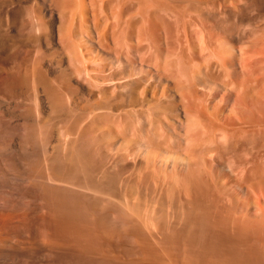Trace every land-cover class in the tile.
<instances>
[{
  "label": "rangeland",
  "instance_id": "obj_1",
  "mask_svg": "<svg viewBox=\"0 0 264 264\" xmlns=\"http://www.w3.org/2000/svg\"><path fill=\"white\" fill-rule=\"evenodd\" d=\"M100 1L101 0H94L92 1V3H90L91 0H0V264H255L256 261V264H264L263 179L261 180V183L258 182V184H256L257 181L255 180L257 179L253 178L252 181L254 182L251 181L252 183H250L252 184V186L250 184L248 186L246 185V183L242 184L244 181L242 182L240 178L237 177V179L233 174H231L230 176L228 175L229 169L227 168V166L222 165L221 161L219 162L220 158L216 157V159L215 157H213V159H209L212 156H207L208 160L206 158V160H204V163L206 162L207 164L209 160L211 163L214 162L213 165L210 162L208 163V165H211V168L209 170H212L211 172L214 173L211 174L215 177L214 180H216L215 182H217V184L208 191H201L202 193L191 191L188 194L185 193L183 189H180V192H178V194L175 196V199H173V197H170L172 198L171 200H173L171 202L168 198L169 196H167L166 193H161L160 197L158 195L160 194L159 192H154L155 194L152 192L147 193L144 188H139V185L136 182L135 178L129 179V176L131 175V169L132 173H136L138 171L136 169H140L146 164H150L149 166H152L153 161H155V166L161 168V170L166 169L167 171H169V173L173 174H175L176 172H180L186 163L184 157L185 152L179 153V149H177L176 152L174 151L175 148H172L174 149L173 151H170V149H168V152H163L160 149H155L154 151L148 153V148H146L145 146H139V148L138 146H133L134 141L131 139L126 138L124 140L126 142H124L122 140L124 139V137L121 136L122 134H117L116 131L118 130L114 128V123L113 125L111 123L107 125V121L104 120L107 119L106 110L109 109V107L112 105L109 104V107H107L109 102L112 101L111 103H113L114 107L115 105H119V108H122L121 104L123 103H121V101L118 102V100H116V98L113 96L112 100V98L110 97L111 94H109L110 89L105 88V84L106 87L109 86V81L106 82L104 80L106 78L101 79L103 75L105 76V73H107L109 61L110 63L112 62L111 56L113 55L114 58V51H108L109 49L114 50L115 48L113 39L114 37H112L114 35L113 32L115 31V29L113 28H116L117 30L118 26L116 25L115 27L113 22L116 23V19L119 22L120 20H118V18H121V21H123L124 18V22L129 21L126 19H131V22L133 23H131L130 21L129 22L132 25L135 21L136 23L134 25L136 26V24L138 23L137 25L139 26V23L141 22L140 20L137 21V19L141 16H145L144 13L146 14L148 11L149 13H151L150 9H154L156 6H158L161 10L169 4L167 3V0V2L164 1L166 5L162 4V0L161 3H157L160 0H156V2H154L155 0H153L154 4L152 8V0ZM172 1L173 0H169V3L170 6L172 5L173 7L174 4L176 5V3H179L182 7L186 3V1L184 0H180V2L179 0H176L173 1L172 4ZM188 1L190 0H187V2ZM191 1L189 4H193L191 3ZM194 1L196 4L194 5L195 7L199 4H197V2H200V0H193L192 2ZM204 1L205 0L201 2L202 5L204 4ZM209 1L210 0H208V2ZM212 1L213 0H211V2ZM220 1L222 2V0ZM234 1L237 2L234 3ZM234 1H228V3L223 1L225 3L227 12L224 9H220L219 5L221 4V2L220 4L217 2L219 4H217V8H219H216V10L212 9V12H210L211 10L205 9L202 6H200L203 8H201L202 10L197 8L198 6L195 7L197 10L195 8L192 9L193 7L191 8V6L193 5H188V7L184 6V8H186L185 10H187L188 12H192H190L191 14L189 13L190 15H192L193 13L195 14L193 15L195 16V20L197 22L193 19L192 20L194 21V23H197V26L198 24L199 26L201 24V26L199 27L201 29L204 28V25L206 27V31L207 29L209 31V28H211L210 31L217 30L218 32L223 33L222 31L225 29L224 27H226V24H232L230 22H232L233 19L237 18L236 14H238V16L241 18L243 16L247 17H243V21H246L247 19V22H249L248 20H250L248 26L246 25L247 29L250 28V32L246 29L248 32L245 36L246 39L244 38L246 40H244V42L246 43H243L244 45H238V40H233L235 43L232 41L233 44L230 43L229 45L230 47L235 46L236 49H234L237 51L238 56L240 52V47L238 48V46H245V49L248 53L246 55H248L249 57L248 59H250L252 56V58L254 59V57H256L258 53H261V57L263 58L260 57V54L258 56L262 59L260 64L262 65L264 61V0H239L241 2L245 1L242 3L238 0ZM110 2L117 3V7L120 6V10H123V13H126L124 14V17L122 13L121 16L123 18L119 16L121 12L119 11V9L116 8L119 12L115 10L118 15L115 14V11L112 12L114 8H112V4ZM149 2H151V7L147 6L149 5ZM223 2L222 5H224ZM182 3L183 5H181ZM212 3L215 2L213 1ZM231 3H234L233 5H237L232 7ZM100 4L101 8L99 6ZM179 4L176 5L177 8L179 7ZM211 4L206 2L205 6L207 7ZM161 5L162 8H160ZM164 5L165 7H163ZM240 5H242V7L244 8L240 7ZM146 6L148 7V10H146ZM113 7H115V5H113ZM181 8L179 7V9ZM184 8L181 11H184ZM187 8H190V10ZM208 8H210V6ZM235 8L237 11L235 10ZM104 9L105 11H107L106 9H109L112 14L114 13L116 19L112 14H110V12L108 13V10L105 13L106 15L110 14L111 18L108 15L110 20L106 17L108 20L104 22L106 18L103 20L102 17L104 16H102L101 13L104 12ZM155 9L154 12L152 11L153 15L150 14L149 18L152 16H157L158 14L157 18L160 17V20H163L161 17L163 11L161 10L162 13L160 14V11ZM191 9L196 12H193ZM240 9L244 11L241 12ZM245 9L247 10L245 11ZM144 10L147 12H145ZM155 11L159 12H157L155 15ZM215 11L221 13L225 11L227 13L225 17H229L230 14L233 19L231 20V18H229L231 20H229L230 22L223 21L225 19L228 20V18L223 17V14H225L224 12L222 14V22L221 20H218L219 16L221 17V13H219L218 15ZM140 13L143 14L141 15ZM149 13L146 15H149ZM215 13L217 14V17ZM125 15L128 17L125 18ZM235 15L236 18H234ZM81 16H83V20L88 22V26L84 25V23L83 25L84 27H87L85 28L88 29L89 32L87 30L86 32L90 34L86 33L84 31L85 29L83 30V28L81 27V23L83 22V20H80ZM145 17L143 18L145 19ZM143 18H141V21H143ZM165 18L167 19V16L164 17V20ZM213 18L216 20H214ZM151 19L152 20H148L146 17L147 22L145 23V21H143L142 23L144 24H140V27L141 25H148V21L152 23L154 28L156 27V25L158 26L161 24V21L158 20L160 24L158 23L155 25V23L158 22L156 21V17H152ZM154 20L156 21L155 23ZM238 21L242 20L238 18L237 20L233 21V24L236 22L239 23ZM168 23L171 26L170 29H172L173 27V29H175V26L172 24V27L171 21L167 19L166 24ZM124 24L128 23L125 22ZM59 25L64 28V30L61 29V33L63 31L65 32V35H67L68 33V35L72 34L73 36V41L69 42L70 46L67 45V48L69 49V47H72L73 44L70 43H77V46L71 49H73L74 52L78 51L77 55L80 50H82V53H79V56L81 54L80 58L83 57L81 60L79 58L80 61L83 60V63L80 62L81 66L78 62V58L76 59L77 64L75 63V61H73V59L72 61L70 60V58L73 57L74 52L70 51L72 54L68 52L67 54V49L64 50V44H68L66 43V40L69 41L71 39H69L68 37V39H66V36L62 34V36H65V38L62 39L66 40H63L65 43H61L62 39L60 40L61 36L60 32H58L60 31L59 27L61 26ZM123 25L122 27L124 28ZM131 26L129 24V27ZM80 28H82L81 30L83 31L79 30ZM124 29L126 30L127 28L125 27ZM173 29L172 33L174 31ZM203 30L204 32H206L205 29ZM83 37H85L86 40H88L87 38L89 37L91 40L89 39V41H85ZM83 42L86 44L88 42L90 46L87 44L88 46L86 47V49V45L84 46ZM102 43L107 46L103 45ZM62 44L64 47L62 46ZM243 46L241 49H243V52H245ZM90 47L93 49V51L91 50L89 52L92 53H89L87 51L90 49ZM211 47L214 48L213 46ZM75 48H77V51L75 50ZM214 49L216 53L219 52L216 50L218 49V47ZM235 50L234 52L227 51L228 53H224L222 50H220L221 54H218H225V56L226 54H228L229 56H235ZM68 55L72 56L68 57ZM77 55H75L74 58H76ZM198 60L201 62L203 58H198ZM101 61L102 63L100 64ZM71 62L75 63L74 66L79 64V66L82 67L83 64V67L87 68L86 70L88 71H86V74L84 71L85 68L81 69L83 70V72H81V76H83V74L87 75V73L89 72L91 76H89L90 74L88 73L89 75L85 77L86 79L90 77L88 78V81L86 79H83L84 77H80L79 73L81 70L78 71L79 67L77 68V66L76 68L79 73H75L76 70L73 69L75 67H72ZM103 62H106L108 64V66L105 64L107 66V69L105 68V66L104 68L100 67V65H104ZM135 62L137 65L136 69L140 73H144L145 71L149 70V68H151V65H149L148 62V64L146 62L144 64H140L137 59L135 60ZM236 63L238 62H235L233 69H236L237 71V69L240 70V67L238 65L239 63L237 65ZM250 63H252L250 65L252 66V68L250 67L249 69H254L253 66L255 65L253 64V62ZM69 64L71 67L69 66ZM71 68L75 72L72 73ZM104 69L106 71L101 72L104 71ZM262 71H264V67L261 68V72ZM98 72L103 74L99 76ZM96 75L99 76V79L98 77L96 79V82L99 81V84L97 83L95 84V87H93L92 85H94ZM91 77L92 80L94 79V82L90 80ZM84 80L90 83V86H92V88L94 89H92V91H94L92 93L94 94L91 93V87ZM102 80L104 81L102 82ZM218 81H221V79L215 81L216 84L213 86V90L211 89L210 91V93L212 92L211 96H215L214 99L216 100H221L223 96H226L229 98V100H231L228 101L227 104L231 105L234 100V94H229L230 91H226L227 88H224L225 86H223V81L220 83H218ZM66 83H69L71 87ZM221 83L223 87L220 86ZM98 85L104 86H102L103 91L101 87V89L99 88L101 91L98 89V87H96ZM67 86L70 87L69 89H72L73 91L67 90ZM104 88L105 90H108V92L104 91ZM219 88L223 89V92ZM249 90L251 91V93H253L251 89ZM98 91L101 93L103 92L102 96H105L103 98L105 101L106 99H108V97L111 98V101L107 100V106L106 102L102 101L107 109L104 106H102V108L100 107V105L95 106V99L99 100ZM207 91L208 90H206L205 92L206 94L204 93L205 95H208L207 93L209 91ZM215 91L217 92L216 95ZM65 92L68 93L66 94L67 96L65 95ZM104 92L106 93L104 94ZM101 93H99V95ZM253 94H248L247 98H244V102L247 103V105H249L250 103V111L255 110L254 112H257V109H259L261 106H257L256 108L257 100L255 101V99L257 98ZM205 95L203 96L205 97ZM248 97H252L250 98V101ZM253 97L255 99H253ZM72 98L73 101H70L72 100ZM98 100L96 103L100 104L101 101L99 103ZM114 100L115 102L117 101L116 103L118 104H115ZM75 101L77 102V104ZM71 102L75 104L73 105ZM125 103L128 104V102ZM125 103H123V108L127 107ZM263 104L264 100L262 105ZM117 106L115 108H112L111 106L109 109L110 111L114 110L113 115L115 113L117 114V112L119 113V111L115 112L118 108ZM253 106H255V109ZM90 107L91 109L93 107L94 110L90 111ZM225 107L226 109H228L227 106ZM261 108L263 110H261ZM261 108L260 110L263 116L264 107L262 106ZM85 110L86 114L89 113L88 115L91 114L93 116H87L84 113ZM100 111H102L104 117H102L103 114L101 116V114L99 113ZM108 114L110 115V112ZM116 114L114 116L117 119ZM181 115L183 117L184 113H181ZM201 117L203 119L207 118V116ZM89 118L92 119L93 122H98L89 123V121H91L89 120ZM112 119H109L108 122H118V119ZM103 120L105 121V123L103 122ZM174 120V118L171 119V121ZM174 122L177 124V119ZM174 122H171L172 126ZM102 124L105 125L102 126ZM97 125H99V128ZM109 126L111 128H109L108 130L107 128ZM117 126H119L117 129L121 128L119 124H117L116 127ZM102 128L106 130H103ZM93 131L95 134L93 133L92 135L97 138L99 137L97 139L98 142L95 140L94 141L98 144H101L98 145L97 143H94V141H92V139L95 138H91V133ZM120 131H122V129ZM103 132H106L107 135H105V133ZM262 133L264 132H261V136H259V132L258 134H253L254 136L256 135L255 137H257L258 135V137L262 139L264 138ZM102 134H104L105 136H101ZM107 136L110 139L109 144L108 142H106L108 138ZM110 137H113L112 140ZM121 137L123 138L121 139ZM228 137L229 139L225 138L226 142L228 140H231L229 135ZM248 137H242L244 138V140L241 138L243 140H241V142L244 145H248L247 143L249 142L251 143V141L246 142L248 140ZM250 138H252L251 140L254 139L253 136H250ZM99 139L101 142L99 141ZM219 139L225 142L224 138ZM115 140L117 142L113 144ZM262 140L264 141V139ZM263 141L258 140L257 142L255 139V141H252V143H256L254 144L256 146L249 147L251 145H248L246 147L250 149L252 148L251 150L253 151L255 149L258 150V148L261 147V150L259 149V154H256V152H258L256 150L254 151V154L263 157L264 152L260 154L262 151H264ZM218 142L221 141L217 140V143ZM104 143H106V147H108L109 153L106 152L107 150L105 151L106 147ZM125 143H127L130 147L127 144L126 147ZM111 145V149L113 148L114 151L110 149ZM122 145L125 146L123 147ZM220 145L221 143L218 144V147H220L219 149L224 146V144L222 146ZM121 146L123 147L122 152L126 147L123 153L121 152V150H119ZM139 150L140 152H138ZM110 151H113V155H111L112 152ZM119 152L121 155L125 153L124 156H128H120ZM129 153H133L134 156L133 154L130 155ZM104 156H106L105 159L103 158ZM122 157H124V159ZM115 160L116 162H114ZM113 162L117 164L118 167H116L115 165V167L113 166V168L111 166L114 164ZM102 163H105V166L107 163L108 164L106 167L104 166V168V164ZM258 164L260 166V171L264 172V165L261 166L262 163L260 164V162ZM69 165L71 167L70 169ZM110 167H112V170L110 169ZM109 170L113 175L108 172ZM84 171L85 174L87 171L86 175L89 176V179L84 174ZM105 171L108 172H106V175ZM79 172H81V177ZM90 172L93 173L92 176ZM124 172L130 173L127 174ZM115 173L117 174V177L121 176V180L118 177L119 182L117 179L115 180V178L117 177L113 178ZM108 174H110L113 180L112 178H109L110 176ZM124 175H126V180ZM263 175L261 173V178H264ZM102 176H107L108 179L107 177H105V180V178ZM91 177L92 179H90ZM222 177L226 180L223 181ZM83 178L86 180L85 183V180ZM75 180L78 181L75 182ZM91 180L94 183L98 182L97 184L101 186L102 191L99 189L100 186H97L94 183V185H91ZM101 180H105L104 182L108 180L107 185H103L105 187L104 189L101 185V183H104ZM114 180L117 184L119 183L118 188H116L117 184L114 182ZM109 181H111L112 183H109ZM125 181H127L128 184H126L127 182ZM131 181L132 183H134V188L133 186H130ZM135 182L137 184H135ZM88 183L91 186H86ZM123 183L126 184V186ZM79 184L80 187L78 188ZM224 185L225 188L222 189ZM92 186H96V190ZM131 188L133 190H131ZM135 188L136 190L140 189V191L138 190L135 193ZM141 189H143V193L145 192V197H147L148 195L147 200L145 199ZM214 190L215 192H212ZM221 190H225L226 193L224 191L223 195ZM123 193L125 195H123ZM216 193H220V198H218L219 196ZM149 195L156 196L150 198ZM185 195L190 196L191 199H189ZM212 196L214 197V200H212ZM161 197L164 201L165 199L167 200V202H165V207L167 208L163 207L162 204H159L161 203L159 202L162 199ZM195 197H197L198 199H195ZM203 197H205V199H212H207V202L205 199H203ZM142 198L145 199L144 202H147L146 204L143 202ZM137 199H139L140 201H138ZM149 199H151L150 203ZM157 201L159 205L157 204ZM200 201L201 203H198ZM151 202L153 203V205L151 204ZM174 202L175 204H173ZM179 202H181L183 205ZM215 202L217 203L215 204ZM121 203H126L124 204L125 207ZM178 204H180V206L182 205L183 209L181 208L180 210ZM207 204H209L211 208ZM218 204L220 205L218 206ZM197 206H201L203 215L201 214V210H199L201 208H198ZM207 206L209 207V209H211L210 213ZM134 208L137 209L134 210ZM139 208H141L140 211H138ZM142 209L144 210L142 211ZM198 213L200 217L199 215L197 216ZM178 219L179 221L177 222ZM180 219H182L183 221H181ZM184 221H187V223H183ZM192 236L197 237L198 240H195L196 238ZM200 251L202 254L200 253ZM192 255L194 258H192Z\"/></svg>",
  "mask_w": 264,
  "mask_h": 264
},
{
  "label": "bare ground",
  "instance_id": "obj_2",
  "mask_svg": "<svg viewBox=\"0 0 264 264\" xmlns=\"http://www.w3.org/2000/svg\"><path fill=\"white\" fill-rule=\"evenodd\" d=\"M92 1H94V0H91V2L90 3H92ZM101 1H103V0H101ZM100 1V2H101ZM112 1V0H111ZM150 1V0H149ZM158 1V0H157ZM164 1H166V0H162V4H165L166 5V3L164 2ZM168 1V2H167ZM166 2L169 4V5H167L166 7H165V5L163 6V7H165V8H163V9H161L162 11H163V13L161 12V10L159 9V7L158 6H156V4H155V8L157 9V7H158V9L157 10H159L160 11V14L162 15H160L161 17H162V19L163 20H160V17H158L157 18V16H158V14H157V16H152L153 18L154 17H156V21H158V20H160L161 21V24H160V22L158 21V22H156L155 20H154V23H155V25L156 24H160V25H156V27L154 28L153 27V25H152V23H150V21H148V25L147 24H145V25H141V27H140V24H144V23H142L143 21H145V23L147 22V20H146V17H147V19L148 20H152L151 18L152 17H150L149 18V16H150V14H152L153 15V12H154V9H150V11H151V13H149V11L147 12V11H145V12H147L146 14H148L149 13V15H146L145 13H144V11H143V13H144V15L146 16H141L140 18H138L137 19V21H139L140 20V22L141 23H139V26L136 24V26L134 25L136 22L134 21V20H132V21H134V26L131 24V23H133V22H131V19H126V20H129V21H125V22H127L128 24H124L125 22H124V14H126L125 12L123 13V10H120L121 8H120V6H118L117 7V3H111L112 4V8H114V10L112 11V12H114L115 10L117 11V9H119V11H121L120 12V15L119 16H121L122 15V13H123V21H121V18L119 19L118 18V20H120L119 22L117 21V19H116V16H114V13L112 14V12L109 10V9H106L107 11H108V13L110 12V14H112L114 17H115V21H116V23H114L113 22V24H114V26L116 27V25L118 26L117 27V30H116V28H113V29H115V31L113 32V36L112 37H114L113 39H114V45H115V48H114V50H108V51H114V58H113V55L110 57L111 58V60H112V62L110 63V61H109V66H108V62L106 63V62H103V64L104 65H100V67L101 68H104V66H105V68L108 66V70H107V73H105V76L103 75V77L101 78V79H103V78H106V79H104L106 82L107 81H109V86H107L106 87V84H105V88L106 89H110L109 91H110V93L109 94H111V98H112V100H113V97H115L116 98V100H118V102L119 101H121V103L123 102V103H125V102H128V104L127 103H125L126 104V106L127 107H125V108H123V103L121 104V106H122V108H119L117 105H115V107L117 106L118 108H117V110L115 111V112H117V111H119V113L117 112V114H116V117H117V119H118V122L117 121H115V122H111V121H109L108 122V120L109 119H114L115 118V114L113 115V113H114V110L113 111H110L109 109H110V107L112 106V108L114 107V105H113V103H111L112 101H111V98L110 97H108V99H106V101L103 99L104 97L102 96V93L101 92H99V93H101L100 95H99V93H98V98H99V103H100V101H101V103L100 104H97L96 102H97V100L95 99V101H93V102H95V106L97 105V106H99L100 105V107L102 108V106H104L105 104L103 103L104 101L106 102V106H107V100H109V101H111V102H109L108 103V106L107 107H109V104L111 105L110 107H109V109H107V107H105L109 112H110V115L112 116H110L108 113V111L106 110V114H107V119H104L105 121H107L106 123H107V125L109 124V123H111L112 125H113V123H114V128L116 129V130H118V131H116L117 132V134L119 133L121 136H123L124 137V139H122L123 137H121V139L124 141L126 138H128V139H131V140H133L134 141V145L133 146H138V148H139V146H145L146 148H148V153L149 152H152V151H154L155 149H160L161 151H167L168 152V149H170V151L172 150H174V149H172V148H175V152L177 151V149H179L180 150V152H179V150H178V152L179 153H181V152H185L184 154H185V160H186V163H185V165L183 166V168L181 169V171L180 172H174L175 174H173V173H169V171H167L166 169H162L161 170V168H158L157 166H155V161H153L152 162V166H149L148 164H146L145 166H144V164H143V166L144 167H141L140 169H136V170H138L136 173L135 172H133L132 173V169H131V175L129 176V179H136V182L138 183V185H139V188H144L145 190H146V192L148 193V192H152V193H154V192H159L160 194H158L159 195V197H160V195H161V193H166L167 194V196H169L168 198L170 199V202L171 201H173V200H171L172 198H170V197H173V199H175V196L178 194V192H180V189H183V191H185V193H188L189 194V192H191V191H194V192H201V191H204V190H209V189H212V187H214V185H216L217 184V182H215L216 180H214L215 179V177L211 174V173H213V172H211L209 169L211 168V165L209 164L208 165V163L210 162V160H209V162L206 164V162L204 163V160H206V158H207V160H208V157L209 156H212V157H210L209 159H213V157H218V158H220V160H219V162L221 161V163H222V165H225V166H227V168L229 169L228 170V175L230 176L231 174H233L234 175V177L236 176V178L238 177V178H240L241 180H242V184H245L246 183V185H248L249 186V184L250 183H252V182H254V181H252L253 180V178H256L257 180H255V181H257V183L256 184H258V182L259 183H261V180L263 179L264 180V178H261L262 176H261V173H262V175H263V171H260V166H259V162H260V164L262 163V165L261 166H263L264 164H263V162H264V156L263 157H261L260 155L259 156H257L256 154L258 153L259 154V149L261 148H258V150H256V151H258V152H256V154H254V151L253 150H251L250 148H247L246 146H248V145H251V146H249V147H254V146H256V145H254V144H256V143H252V141H255V139H256V141L258 142V140L259 141H263L262 139H264V138H260V137H258V135H257V137H255L254 136V134L253 133H256V134H258V132L260 133L259 134V136H261V132H264V115L262 116V112H261V110H263L261 107L263 106L264 107V104L262 105V103H263V98H264V83H263V76H264V73H262V72H264V71H262L261 72V68L262 67H264V61H263V66L262 65H260L261 64V61H262V59L261 58H263V57H261V53H258L257 54V56L256 57H254V59L251 57L250 59H248L249 57H248V55H246V54H248L247 53V51H246V49H245V46H243L244 44L243 43H246V42H244V40L246 39V33H248L247 32V30L250 32V28L249 29H247V27H246V25L248 26V23L250 22V20H248L249 22H247V19H246V21H243L244 20V18L243 17H245V16H243V15H241V16H243L242 18L241 17H239L238 16V14H236L237 15V18H236V15H235V17L234 18H236V19H233L232 18V16H230V14H229V17H225V15L227 14L226 12H227V9L225 8V3L223 2V1H225V2H227L228 3V1H234V0H222V2H223V4L224 5H222V2L220 1V0H213L215 3H212L211 2V0L208 2V0L206 1L207 3H209V4H211V5H209L210 6V8H208L209 6H205L206 5V2L204 1V4L202 5V1L200 0V2H197V6H195V7H197V8H199V9H201L202 7L203 8H205V9H209V10H211L210 12H212V9L213 10H216V8H217V4L219 3L220 4V2H221V4L219 5V7H220V9H224L225 11H223L222 13L221 12H216L218 15H219V13H221L220 15H221V17L219 16V19L218 20H223V17H225V18H228V20H223V21H226V22H228L230 19L229 18H231V20H232V22H230V23H232V24H226V27H224L225 29L222 31L223 33H221V32H218L217 30H212V31H210V29L211 28H209V31H208V29H207V31H206V27L203 25V29H205V31L206 32H204V30L203 29H201V28H199L200 26H201V24H200V26H199V24H198V26H197V21L195 20V14L192 16V15H190L192 12L191 11H187V10H185L186 8H184V6L185 7H188V5L190 6V5H193V6H191V8L192 9H194L195 7H194V5H196L195 4V1L194 2H192L191 0V3H193V4H189L190 3V1H188L187 2V0H184V1H186V3L184 4V6L182 7V6H180V4L179 3H176V5L177 4H179V7L181 8V9H179V7L177 8V6L174 4V7L171 5L170 6V3H169V0H167ZM171 1V0H170ZM173 1H176V0H173ZM173 1L171 2L172 4H173ZM183 1V0H182ZM198 1V0H197ZM218 3H217V2ZM220 1V2H219ZM239 1V0H238ZM84 2V1H83ZM154 2H156V0L154 1ZM178 2V1H177ZM179 2H180V0H179ZM235 2H237V1H234V3ZM239 2H241V1H239ZM242 2H245V1H242ZM241 2V3H242ZM146 3H148V2H146ZM146 3H145V5H146ZM150 3L151 2H149V5H147L148 7L150 6ZM157 3H161V0L160 1H158ZM188 3V4H187ZM200 3H201V5H200ZM233 3V4H234ZM248 3V2H247ZM153 0H152V3H151V5H152V8H153ZM186 4H187V6H186ZM230 4V3H229ZM232 4V3H231ZM232 4V7L233 6H235V5H237V4H235V5H233ZM253 4V3H252ZM251 4V5H252ZM113 5H115V7H113ZM121 5V4H120ZM160 5V4H159ZM181 5H183V3L181 4ZM208 5V4H207ZM239 5V4H238ZM251 5H249V6H251ZM100 6V8H101V4L99 5ZM144 6V5H143ZM146 6V10H148L147 7ZM175 6H176V8H175ZM200 6H202V7H200ZM205 6V7H204ZM245 6V5H244ZM111 7V6H110ZM145 7V6H144ZM151 7V6H150ZM218 7V8H219ZM240 7H242V5H240ZM246 7V6H245ZM111 8V9H112ZM117 8V9H116ZM160 8H162V5H161V7ZM183 8H184V11H181V10H183ZM202 8V9H203ZM217 8V9H218ZM242 8H244V7H242ZM249 8V7H248ZM254 8V7H253ZM103 9V8H102ZM123 9V8H122ZM155 9V10H156ZM187 9H189L190 10V8H187ZM191 9V10H192ZM196 9V8H195ZM201 9V10H202ZM232 9V8H231ZM234 9V8H233ZM252 9V8H251ZM165 10V11H164ZM197 10V9H196ZM228 10H230V9H228ZM235 10H236V8H235ZM247 9H245V11H246ZM250 10V9H249ZM104 12H101L102 13V16H104V17H102L103 18V20L107 17L108 19H109V17H110V14H107L106 15V13L105 12H107V11H105V9L103 10ZM116 11H115V14H117L118 15V13H116ZM119 11H117V12H119ZM153 11V12H152ZM159 11H157V12H159ZM185 11H186V14H185ZM193 11V10H192ZM198 11H200V10H198ZM207 11V10H206ZM221 11V10H220ZM237 11V10H236ZM235 11V12H236ZM239 11V10H238ZM240 11L242 12V11H244V10H242V9H240ZM156 11H155V15H156V13H157ZM164 12H165V14H164ZM182 12V13H181ZM188 12V13H187ZM191 12V13H190ZM193 12H196V11H193ZM209 12V11H208ZM225 12V14H223ZM229 12V11H228ZM235 12H234V14H235ZM254 12V11H253ZM103 13H105V14H103ZM143 13H140L141 15L143 14ZM184 13V14H183ZM190 13V14H189ZM198 13V12H197ZM196 13V14H197ZM214 13V12H213ZM215 13V14H216ZM244 13V12H243ZM249 13V12H248ZM247 13V14H248ZM181 14H183L184 15V17H183V15H181ZM215 14H213V15H215ZM217 14H216V17H217ZM222 14L224 15L223 17H222ZM241 14V13H240ZM106 15V16H105ZM108 15H109V17H108ZM129 15V14H128ZM139 15V14H138ZM167 16V19L169 20V21H171V25L173 24L174 26H175V29H173L174 27H173V25H172V29L174 30L173 31V33H172V29H170V24L168 23V24H166V21H167V19L165 18V20H164V17H166ZM212 15V14H211ZM246 15V14H245ZM118 16V17H119ZM228 16V15H227ZM247 16V15H246ZM113 17V18H114ZM128 16H126L125 15V18H127ZM143 17H145V19L143 18ZM193 17V18H192ZM212 17V16H211ZM82 18V19H81ZM81 18H80V20H83V16H81ZM105 19L104 20V22L106 21V20H108V19ZM111 18V17H110ZM141 18H143V21H141L142 19ZM197 18V17H196ZM220 18H222V19H220ZM241 19L242 21H238L239 23H234V24H237V25H234L233 24V21H235V20H237V19ZM245 18H247V17H245ZM252 18V17H251ZM196 21L195 23H194V21ZM214 19V18H213ZM110 20V19H109ZM112 20V19H111ZM214 20H216V19H214ZM85 20H83V22L80 24L81 25V27L83 28V30L86 32V30L88 31V29H86L85 27H84V25H87L88 26V22H84ZM222 21V22H223ZM124 22V23H123ZM152 22V21H151ZM217 22H219V21H217ZM226 22H224V23H226ZM245 22H246V24H245ZM83 23H84V25H83ZM107 23V22H106ZM124 25H123V24ZM129 24H130V26L132 27H129ZM223 24V23H222ZM221 24V25H222ZM63 25V24H62ZM122 25L124 26V28L126 27L127 29L125 30L123 27H122ZM126 25V26H125ZM147 25V26H146ZM152 25V26H151ZM224 25V24H223ZM59 26H61V25H59ZM64 26V25H63ZM146 26V27H145ZM148 26H149V28H148ZM151 26V27H150ZM138 27V28H137ZM215 27V26H214ZM222 27V26H221ZM60 29V31H58V32H60V40L62 39V38H65V36H66V39H71V40H66V39H62L61 40V43H63L65 40H66V43H68V44H64V46H65V49L64 50H66L67 49V51H66V53L68 52V53H71V52H74V50L73 49H71V48H74L75 46H77V43H70V44H73L72 45V47L70 48L69 47V49L67 48V45H69V42H72L73 41V36H72V34L70 35H68V33H67V35H65V32H63L62 31V33H61V29L62 30H64V28H62V26L61 27H59ZM82 28H80L79 30H81ZM136 29V31H135V29ZM146 28H148V29H146ZM134 29V30H133ZM147 31H146V30ZM221 29H223V28H221ZM247 29V30H246ZM83 30H81V31H83ZM220 30V29H219ZM89 32V31H88ZM88 32H86V33H88ZM62 34H64L63 36H62ZM88 34H90V33H88ZM248 35V34H247ZM69 36H71V37H69ZM68 37V38H67ZM84 39H85V37H83ZM245 38V39H244ZM88 40H86L85 39V41H89V37L87 38ZM64 40V41H63ZM91 40V39H90ZM216 40V41H215ZM233 40H238V42H239V44L238 45H240V44H243L242 46H243V48L245 49V52H243L244 50L243 49H241L242 48V46H238V48L240 47V52H239V56L237 55V51L235 50L236 48H235V46L233 47V46H231L230 47V43H232V41ZM220 43H219V42ZM246 41V40H245ZM91 42V41H90ZM216 42H218V43H216ZM234 42V41H233ZM238 42H236V43H238ZM65 43V42H64ZM84 43V42H83ZM235 43V42H234ZM87 44H88V42H87ZM86 43H84V46H85V48L89 45L90 46V44H88L87 45ZM103 44V43H102ZM220 44V45H219ZM233 44V43H232ZM103 45H105V44H103ZM234 45H236V44H234ZM62 46H63V44H62ZM63 46V47H64ZM70 46V45H69ZM105 46H107V45H105ZM211 46H213L214 48H217L218 47V49H216L217 51H219L218 53H220L221 51L220 50H222L224 53L226 52V53H228L227 51H229V52H234V50L236 51V54H235V56L234 55H228V54H226V56H225V54L224 55H219L218 53H216V51H215V49L214 48H212ZM92 47V46H91ZM90 47V49L89 50H87L88 52L89 51H93V49ZM109 47V46H108ZM107 47V48H108ZM210 47H211V49H210ZM89 48V47H88ZM235 48V49H234ZM237 48V49H238ZM87 49V48H86ZM85 49V50H86ZM214 49V50H213ZM220 49V50H219ZM75 50L77 51V48H75ZM71 51V52H70ZM82 50H80V52L79 53H82L81 52ZM78 52V51H77ZM77 52H74L73 53V57L72 58H70V60L72 61V59H73V61H75V63L77 64V58H78V60H79V58L81 57V54H80V56H79V53H78V55H77ZM87 52V53H88ZM111 52V53H112ZM67 53V54H68ZM89 53H92V52H89ZM72 54V53H71ZM221 54V53H220ZM260 54V57L258 56ZM75 55H77L76 56V58H74L75 57ZM228 55V56H227ZM72 56V55H71ZM71 56H69L68 55V57H71ZM236 56H238V57H236ZM201 57V58H200ZM258 57V58H257ZM83 58V57H82ZM82 58H80V60L82 59ZM198 58L199 59H202L203 58V60H201V62L198 60ZM138 60L139 62H140V64H144L145 62L147 63H149V65H151L150 67L151 68H149V70H147V71H145L144 73H140L137 69H136V67H137V65H136V62H135V60ZM69 60V61H70ZM78 61L79 63L80 62H82V61ZM254 60V61H253ZM264 60V59H263ZM238 62V63H236V65L238 64L239 65V67H240V70H238L237 69V71H236V69H233V67H234V64H235V62ZM95 62V61H94ZM250 62H253V64L255 65V66H253V68L254 69H249L250 67L252 68V66H250L252 63H250ZM70 63V62H69ZM72 63V62H71ZM74 63V62H73ZM72 63V67L75 65V63L73 64ZM83 63V62H82ZM102 63V61L100 62V64ZM147 63V64H148ZM107 66H106V65ZM111 64V65H110ZM149 65H148V67H149ZM235 65V66H236ZM259 65H260V67H259ZM69 66H70V64H69ZM77 66V68L79 69L78 71H80L81 69H84L85 68V74H86V71H88V70H86L87 68L86 67H83V64H82V67H80L81 66V63H80V66H79V64L78 65H76ZM76 66H74L75 68H76ZM85 66V65H84ZM103 66V67H102ZM71 67V66H70ZM255 67H256V69H255ZM75 68H73L74 70H76V72L75 71H73V69H72V73L73 72H75L76 74H77V68L75 69ZM107 69V68H106ZM61 70H63V69H61ZM100 70H102V69H100ZM263 70V69H262ZM106 70L104 69V71H101V72H105ZM109 71V72H108ZM65 72V71H64ZM68 72V71H67ZM81 72H83V70H81L80 71V77H84L83 79H86L85 77L87 76V75H89L88 73H87V75H85V74H83V76H81L82 75V73ZM66 73V72H65ZM65 73H63V74H65ZM99 73V72H98ZM60 74H61V71H60ZM78 74V75H79ZM95 74H97V73H95ZM103 74V73H102ZM101 73H99V76L100 75H102ZM107 74V75H106ZM220 77H219V76ZM89 76H91V74L89 75ZM99 76H97L96 75V77H95V82L92 80V77H91V79L90 80H92L93 82H94V85H92L93 87H95V84H97L98 82H96V79H97V77H98V79H99ZM60 77V76H59ZM61 78H62V76H61ZM63 78H64V76H63ZM88 78H90V77H88ZM88 78L86 79L87 81H88ZM208 78H210V79H208ZM221 79V81H218V83H220V82H222L224 85L223 86H225L224 88L226 89L227 88V90L226 91H230V93L229 94H234V100H233V102L231 103V105H228L227 103H228V101H231V100H229V98L228 97H226V96H223L222 97V99L221 100H216V99H214V97L213 96H211V93H210V91H211V89L212 88H214L213 86L216 84V80H220ZM212 79V80H211ZM62 80V79H61ZM60 80V81H61ZM104 80H102V82L104 81ZM85 81V80H84ZM87 81H85V82H87ZM92 82V83H93ZM102 82H101V84H102ZM105 82V83H106ZM91 83V84H92ZM217 83V84H218ZM222 83H221V85L220 86H222ZM67 85L69 84V83H66ZM72 84V83H71ZM87 84L90 86V83L89 82H87ZM99 84V83H98ZM62 85V84H61ZM69 86H70V84H69ZM92 86H90L91 87V93L92 92H94V91H92ZM102 86L103 85H98V86H96V87H98V89L101 87L102 88ZM222 86V87H223ZM64 87V86H63ZM68 87V86H67ZM71 87V86H70ZM70 87H68L67 88V90H69V91H73L72 89L70 90L69 88ZM73 87V86H72ZM104 87V86H103ZM221 87V88H222ZM65 88V87H64ZM64 88H62V89H64ZM75 88V87H74ZM100 88V89H101ZM105 88H104V91H106V92H108V90H105ZM217 88V87H216ZM99 89V90H100ZM220 89V88H219ZM218 89V90H219ZM249 89H251L252 90V92L254 93H251V91L249 90ZM94 90V89H93ZM206 90H208L207 92V94L208 95H205L206 93ZM213 90V89H212ZM220 90H222V92H223V89H220ZM247 90V91H246ZM101 91V90H100ZM102 91H103V88H102ZM225 91V90H224ZM228 91V92H229ZM106 92H104V94L106 93ZM219 92V91H218ZM63 93V92H62ZM74 93V92H73ZM90 93V94H91ZM205 93V94H204ZM216 91H215V95H216ZM227 93V92H226ZM226 93H224V94H226ZM66 94H68V93H66L65 92V95ZM72 94V93H71ZM71 94H69V95H71ZM92 94H94V93H92ZM103 94V95H104ZM229 94H227V95H229ZM248 94L249 95H255L256 96V98L257 99H255L254 97H253V99H255V101H256V108H257V106H261L260 108H261V110H260V108L259 109H257L258 111L257 112H254L255 110H253V111H250L249 109H250V107H249V105H250V103H249V105H247V103H245L244 101V98L246 97L247 98V96H248ZM203 95H205V97L203 96ZM221 95H222V93H221ZM220 95V96H221ZM67 96V95H66ZM74 96V95H73ZM93 96V95H92ZM96 96H97V94H96ZM100 96H102V97H100ZM107 96H109V95H107ZM113 96V97H112ZM203 96V97H202ZM231 96V95H230ZM69 97V96H68ZM217 97V96H216ZM102 98V99H101ZM249 98V101L251 100L250 98H252V97H248ZM90 99V98H89ZM88 99V100H89ZM101 99V100H100ZM246 100H248V99H246ZM70 101H73V98H72V100H70ZM103 101V102H102ZM248 101V102H249ZM253 101V100H252ZM76 102V101H75ZM114 102H115V100H114ZM117 102V101H116ZM115 102V104H118V103H116ZM72 103V102H71ZM252 103V102H251ZM255 103V102H254ZM73 104V103H72ZM75 104V103H74ZM73 104V105H74ZM76 104H77V102H76ZM92 104H94V103H92ZM103 104V105H102ZM71 105V104H70ZM73 105H72V107H73ZM77 106V105H76ZM94 106V107H95ZM120 106V107H121ZM225 106H227L228 107V109H226V107ZM230 106V107H229ZM252 106V105H251ZM104 107H103V110H104ZM114 107V108H115ZM254 107V109H255V106H253ZM78 108V107H77ZM73 109V108H72ZM75 110H76V107H75ZM78 110V109H77ZM89 110L90 111H92V110H94L93 109V107H92V109H91V107L89 108ZM112 110V109H111ZM251 110H252V108H251ZM260 110V111H259ZM181 111V112H180ZM86 112V110L84 111V113ZM88 112V111H87ZM108 112V113H107ZM100 114H101V116H102V111H100L99 112ZM98 113V114H99ZM181 113H184V118L182 117V115H181ZM86 114V113H85ZM89 114V113H88ZM88 114H86L87 116H93V115H88ZM85 115V116H86ZM181 115V116H180ZM175 116V117H174ZM201 116H207V118H205V119H203ZM96 117V116H95ZM102 117H104V114H103V116ZM177 117V118H176ZM87 118V117H86ZM92 118V117H91ZM172 118H174L175 120L177 119V124L174 122V121H171V119ZM95 119V118H94ZM93 119V120H94ZM112 119V120H113ZM116 119V118H115ZM114 119V120H115ZM116 119V120H117ZM89 120H91V121H89V123H97V122H93L92 121V119H90L89 118ZM96 120H98V119H96ZM103 120V122L105 123V121ZM87 121H88V119H87ZM95 121V120H94ZM102 122V121H101ZM117 122V123H116ZM171 122H174V124H173V126H172V123ZM86 124H88V123H86ZM85 124V125H86ZM117 124H119L120 125V127L121 128H119V129H117L119 126H117L116 127V125ZM170 124H171V126H170ZM91 125V124H90ZM94 125V124H93ZM96 125V124H95ZM100 125H101V123H100ZM105 124H102V126H104ZM98 126V128H99V125H97ZM91 127H93V126H91ZM89 128V127H88ZM104 128V127H103ZM102 128V129H103ZM109 128H111L110 126L107 128L108 130H109ZM91 129V128H90ZM122 129V131H120ZM89 130V129H88ZM93 130V129H92ZM91 130V131H92ZM98 130V129H97ZM101 130V129H100ZM103 130H106V129H103ZM110 130H112V129H110ZM120 131V132H119ZM101 132V131H100ZM107 132H109V131H107ZM111 132V131H110ZM122 132V133H121ZM91 133V132H90ZM94 133V131L91 133V138H94L95 136H93L92 134ZM103 133H105V135H107L106 134V132H103ZM87 134H89V133H87ZM95 134V133H94ZM97 134H98V132H97ZM101 134V133H100ZM99 134V135H100ZM111 134V133H110ZM252 134V135H251ZM263 134V136H264V133H262ZM104 134H102L101 136H105ZM109 135V134H108ZM130 135V136H129ZM228 135L230 136V141L228 140L227 142H226V140H225V138H227V139H229V137H228ZM248 135H249V137H248ZM248 137V140L246 141V142H248V141H251V143L249 144V143H247L248 145H244L242 142H241V140L243 139L244 140V138H242V137ZM250 136L252 137H254V139L253 140H251L252 138H250ZM262 136V137H263ZM108 137V136H107ZM91 138H89V139H91ZM96 138V139H95ZM94 139H92V141H97L98 142V138L97 137H95ZM103 138V137H102ZM111 138V140H112V138L113 137H110ZM219 138H224V140H225V142H223L221 139H219ZM242 138V139H241ZM258 138H260V139H258ZM100 139H101V137H100ZM100 139H99V141H100ZM250 139V140H249ZM103 140V139H102ZM118 140V139H117ZM217 140L219 141H221V142H218L217 143ZM242 140V141H243ZM246 140V139H245ZM94 141V143H97V142H95ZM121 141V140H120ZM130 141V140H129ZM101 142V141H100ZM106 142H108V144H109V142H110V139H109V137L107 138V140H106ZM115 142H117L116 140L113 142V144L115 143ZM119 142V141H118ZM124 142H126V141H124ZM222 142H223V144H224V146H222L223 144H222ZM245 142V141H244ZM264 142V141H263ZM131 143V142H130ZM219 143H221V145L220 146H222V148L221 149H219L220 147H218V144ZM98 144V143H97ZM99 144H101V143H99ZM98 144V145H99ZM105 144V147H106V143H104ZM107 144V145H108ZM112 144V145H113ZM123 144V143H122ZM127 143H125V145H126ZM132 144V143H131ZM130 144V145H131ZM246 144V143H245ZM258 144V143H257ZM260 144V143H259ZM112 145L110 146V149H111V147H112ZM119 145H120V143H119ZM124 145V146H125ZM128 145V144H127ZM127 145H126V147H127ZM109 146V145H108ZM115 146V145H114ZM123 146V145H122ZM121 146V148L119 149V147H118V149L119 150H121V152H122V149H123V147ZM129 146V145H128ZM104 147V146H103ZM126 147L124 148V150L126 149ZM130 147V146H129ZM100 148V147H99ZM131 148H132V146H131ZM117 149V150H118ZM134 149V148H133ZM136 149V148H135ZM107 150V151H106ZM111 150H113L114 151V149L112 148ZM118 150V151H119ZM124 150H123V152H124ZM147 150V149H146ZM182 150V151H181ZM261 150V149H260ZM105 151L106 152H108V147H106L105 148ZM113 151H110V152H112V154L111 155H113ZM117 151V152H118ZM134 151V150H133ZM137 151V150H136ZM169 151V152H170ZM251 151H253V152H251ZM105 152V153H106ZM122 152V153H123ZM128 152H129V150H128ZM127 152V153H128ZM138 152H140V150L138 151ZM157 152V151H156ZM166 152V153H167ZM174 152V153H175ZM264 151H262L260 154H262ZM109 153V152H108ZM131 153V152H130ZM129 153V154H130ZM134 153V152H133ZM132 153V154H133ZM136 153V152H135ZM162 153V152H161ZM160 153V154H161ZM173 153V152H172ZM99 154H100V151H99ZM119 154H120V152H119ZM118 154V155H119ZM125 154V153H124ZM124 154L123 155H121L120 154V156H124ZM132 154H130V155H132ZM163 154V153H162ZM215 154V155H214ZM264 154V153H263ZM110 155V154H109ZM108 155V156H109ZM116 155V154H115ZM137 155V154H136ZM142 155V154H141ZM172 155V154H171ZM183 155V154H182ZM218 155V156H217ZM117 156V155H116ZM128 155H126V156H124V157H127ZM133 156H134V154H133ZM133 156H132V158H133ZM139 156V155H138ZM164 156V155H163ZM168 156V155H167ZM170 156V155H169ZM175 156V155H174ZM208 156V157H207ZM105 157L106 156H104L103 158L105 159ZM114 157V156H113ZM124 157H122L123 159H124ZM131 157V156H130ZM129 157V158H130ZM145 157H147V156H145ZM158 157V156H157ZM161 157V156H160ZM178 157V156H177ZM108 158V157H107ZM106 158V159H107ZM120 158V157H119ZM140 158V157H139ZM148 158H149V156H148ZM173 158H175V157H173ZM256 158H257V161H256ZM102 159V158H101ZM110 159V158H109ZM136 159V158H135ZM217 159V158H216ZM114 160V159H113ZM112 160V161H113ZM119 160V159H118ZM147 160V159H146ZM151 160V159H150ZM154 160V159H153ZM161 160H163V159H161ZM166 160V159H165ZM182 160V159H181ZM184 160V159H183ZM184 160V161H185ZM263 160V161H262ZM106 161V160H105ZM102 162H104V161H102ZM114 162H116V160L114 161ZM113 162V163H114ZM117 162H120V161H117ZM136 162V161H135ZM144 162V161H143ZM146 162V161H145ZM148 162H149V160H148ZM157 162V161H156ZM166 162V161H165ZM181 162V161H180ZM111 163V162H110ZM112 163V164H113ZM211 163V162H210ZM214 163V162H213ZM213 163H211L212 165H213ZM102 164H104L103 165V167L105 166V163H102ZM108 164V163H107ZM107 164H106V166H107ZM177 164V163H176ZM206 164V165H205ZM109 165H111V164H109ZM108 165V166H109ZM115 165H116V167H118L117 166V164H113V165H111L112 167L114 166L115 167ZM119 165H120V163H119ZM161 165V164H160ZM171 165V164H170ZM105 166V167H106ZM162 166V165H161ZM104 167V168H105ZM112 167H110V169L112 170ZM113 167V168H114ZM164 167H165V164H164ZM172 167H174V166H172ZM171 167V168H172ZM71 167H70V165H69V169H70ZM139 168V167H138ZM213 168V167H212ZM262 168V167H261ZM73 169H74V167H73ZM128 169V168H127ZM133 169H135V168H133ZM175 169V168H174ZM214 169V168H213ZM216 169V168H215ZM219 169V168H218ZM264 169V168H263ZM176 170V169H175ZM174 170V171H175ZM70 171H72V170H70ZM122 171H123V169H122ZM129 171V170H128ZM107 171H105V175L109 172L110 173V170L106 173ZM120 172V171H119ZM130 172H124V173H127V174H129ZM216 172V171H215ZM223 172V171H222ZM69 173H71V172H69ZM80 173V177H81V172H79ZM91 173V172H90ZM90 173H88V174H90ZM114 173V172H113ZM118 173V172H117ZM123 173V174H124ZM77 174H78V172H77ZM84 174H85V171H84ZM86 174H87V171H86ZM85 174V175H86ZM92 174L93 173H91V176H92ZM111 175H113L112 173H110ZM110 174H108L109 176H110ZM122 174V173H121ZM120 174V175H121ZM126 174V175H127ZM214 174V173H213ZM220 174V173H219ZM85 175H84V177H85ZM126 175H124V177L126 176ZM222 175V174H221ZM75 176H77V175H75ZM87 176V175H86ZM95 176V175H94ZM216 176H218V175H216ZM223 176V175H222ZM73 177V176H72ZM88 177V179H89V176H87ZM102 177H104V176H102ZM105 177H107V176H105ZM104 177V178H105ZM115 177H117V174L115 173V175H114V177L113 178H115ZM119 177V179L121 178V176H118ZM118 177L117 178H115V180L117 179L118 180V182H119V179H118ZM263 177H264V175H263ZM95 178H97V177H95ZM103 178V179H104ZM109 178H112L111 176L109 177ZM113 178H112V180H113ZM221 178V177H220ZM235 178V179H236ZM237 178V179H238ZM80 179V178H79ZM84 179V178H83ZM90 179H92V177L90 178ZM94 179V178H93ZM107 179H108V177H107ZM219 179V178H218ZM222 179H223V177H222ZM239 179V180H240ZM73 180H74V178H73ZM85 180V179H84ZM98 180V179H97ZM100 180V179H99ZM105 180H106V178H105ZM104 180V181H105ZM109 180H111V179H109ZM115 180H114V182H115ZM121 180V179H120ZM125 180H126V177H125ZM128 180V179H127ZM220 180V179H219ZM224 180H226V179H223V181ZM78 180H75V182H77ZM88 181V180H87ZM92 181V180H91ZM96 181V180H95ZM102 181V180H101ZM104 181H102L104 184H102L101 183V185L103 186V185H107V183H108V180L106 181V182H104ZM218 181V180H217ZM230 181V180H229ZM252 181V182H251ZM86 182V180L84 181V183ZM97 182V181H96ZM111 181H109V183H110ZM125 182H127V181H125ZM135 182V184H137ZM222 182V181H221ZM220 182V183H221ZM231 182V181H230ZM238 182V181H237ZM263 182V181H262ZM81 183H82V181H81ZM90 183V182H89ZM87 184L86 186H91V185H94V184H96L97 186H100V185H98L97 183H94L93 181H92V184L90 185V184ZM94 183V184H93ZM112 183V182H111ZM116 183V182H115ZM121 183V182H120ZM223 183V182H222ZM99 184H100V182H99ZM117 184V183H116ZM122 184V183H121ZM124 184V183H123ZM126 184H128V182L126 183ZM126 184H124L125 186H126ZM132 184V185H131ZM131 184H130V186H133L134 185V183H132V181H131ZM240 184V183H239ZM118 185H119V183L117 184V187L116 188H118ZM123 185V186H124ZM219 185V184H218ZM229 185H230V183H229ZM233 185V184H232ZM251 186H252V184H250ZM78 186V185H77ZM84 186V185H83ZM222 186V185H221ZM247 186V187H248ZM80 187V184H79V186H78V188ZM92 187H94V186H92ZM91 187V188H92ZM135 186H133V188H134ZM86 188V187H85ZM89 188V187H88ZM105 187L103 186V189H104ZM127 188V187H126ZM129 188V187H128ZM216 188V187H215ZM215 188H213V189H215ZM218 188V187H217ZM225 188V185H224V187L222 188V189H224ZM81 189V188H80ZM93 189V188H92ZM91 189V190H92ZM94 189L96 190V186L94 187ZM100 190L102 189L101 188V186H100V188H99ZM98 189V190H99ZM130 189V188H129ZM226 189H227V187H226ZM86 190V189H85ZM90 190V189H89ZM88 190V191H89ZM118 190V189H117ZM120 190V189H119ZM131 190H133L132 188H131ZM140 191V189H137L136 190V188H135V193H136V191ZM142 190V193H143V189H141ZM229 190V189H228ZM94 191V190H93ZM102 191V190H101ZM124 191V190H123ZM222 191V193H223V195H224V191L225 190H221ZM95 192V191H94ZM134 192V191H133ZM206 192V191H205ZM212 192H215V190L214 191H212ZM217 192V191H216ZM219 192V191H218ZM118 193H119V191H118ZM121 193V192H120ZM131 193H132V191H131ZM182 193H184V192H182ZM202 193V192H201ZM210 193H211V191H210ZM221 193V192H220ZM220 193H216V194H218V196H219V194ZM225 193H226V191H225ZM122 194V193H121ZM134 194V193H133ZM141 194V193H140ZM150 194V193H149ZM155 194V193H154ZM165 194V195H166ZM187 194V195H188ZM196 194V193H195ZM206 194V193H205ZM213 194V193H212ZM120 195V194H119ZM123 195H125L124 193H123ZM123 195H121V196H123ZM143 195H144V197L146 196L145 195V192L143 193ZM187 195H185V196H187ZM202 195V194H201ZM210 195V194H209ZM215 195V194H214ZM133 196V195H132ZM156 196V195H155ZM155 196H150L149 195V197L151 198V197H155ZM181 196V195H180ZM190 196H191V194H190ZM190 196H187L189 199H191L190 198ZM197 196V195H196ZM203 196V195H202ZM211 196V195H210ZM221 196V195H220ZM220 196L218 197V198H220ZM76 197H77V195H76ZM143 197V198H144ZM147 197H148V195H147ZM147 197H145V199L147 200ZM166 197V196H165ZM179 197V196H178ZM184 197V196H183ZM198 197V196H197ZM197 197H195V199L197 198ZM206 197V196H205ZM205 197H203V199H205ZM213 197V196H212ZM118 198V197H117ZM125 198V197H124ZM142 198V200H143V202H144V200L145 199H143ZM162 198V197H161ZM163 198H164V194H163ZM163 198L161 199V201H159V202H161V203H159V204H162V206L163 207H165L166 205H165V202H167V200L165 199V201L163 200ZM180 198V197H179ZM178 198V199H179ZM188 198H186V199H188ZM216 198H217V196H216ZM215 198V199H216ZM131 199V198H130ZM154 199V198H153ZM168 199V200H169ZM177 199V200H178ZM194 199V198H193ZM198 199V198H197ZM208 199V198H207ZM207 199H205L207 202H208V200L209 199H212V198H209L208 200ZM120 200H121V197H120ZM119 200V201H120ZM138 201H140L139 199H137ZM157 200H158V198H157ZM159 200H160V198H159ZM204 200V201H205ZM212 200H214V197H213V199ZM218 200H220V199H218ZM131 201V200H130ZM150 201H151V199H149V203H150ZM162 201H164V202H162ZM176 201V200H175ZM179 201V200H178ZM177 201V202H178ZM202 201V200H201ZM201 201L200 202H198V203H201ZM216 201V200H215ZM122 202V201H121ZM153 202V201H152ZM151 202V204L153 205V203ZM194 202H196V201H194ZM211 202V201H210ZM126 203H128V202H126ZM126 203H124V204H126ZM132 203V202H131ZM140 203V202H139ZM138 203V204H139ZM145 204L147 203V202H144ZM155 203V202H154ZM169 203V202H168ZM167 203V204H168ZM179 203H181V202H179ZM190 203V202H189ZM192 203V202H191ZM217 202H215V204H216ZM219 203V202H218ZM122 204V203H121ZM124 204H122L123 206H124ZM137 204V203H136ZM156 204V203H155ZM157 204H158V201H157ZM158 204V205H159ZM164 204V205H163ZM172 204V203H171ZM173 204H175V202L173 203ZM182 204V203H181ZM196 204V203H195ZM206 204V203H205ZM204 204V205H205ZM140 205V204H139ZM183 205V204H182ZM181 205V206H182ZM203 205V204H202ZM208 206H209V204H207ZM220 204H218V206H219ZM145 206V205H144ZM177 206V205H176ZM175 206V207H176ZM180 206V204H178V207H180V210H181V208L183 209V206L181 207ZM192 206H193V204H192ZM191 206V207H192ZM196 206V205H195ZM207 206V207H208ZM215 206V205H214ZM213 206V207H214ZM125 207V206H124ZM130 207H131V204H130ZM138 207V206H137ZM141 207H143V206H141ZM170 207V206H169ZM177 207V208H178ZM198 207V206H197ZM204 207V206H203ZM210 208H211V206H209ZM209 207H208V210H209V213H210V211H211V209H209ZM216 207H217V205H216ZM127 208V207H126ZM165 208H167V207H165ZM173 208V207H172ZM193 208V207H192ZM198 208H201V206L200 207H198ZM206 208V207H205ZM215 208V207H214ZM128 209V208H127ZM137 209V208H136ZM135 208H134V210H136ZM140 209L141 208H139V210L138 211H140ZM148 209V208H147ZM195 209V208H194ZM219 209V208H218ZM144 209H142V211H143ZM196 210H197V208H196ZM195 210V211H196ZM199 210H201V214H202V208L201 209H199ZM205 210H207V209H205ZM137 211V212H138ZM151 211H152V208H151ZM150 211V212H151ZM193 211V210H192ZM131 212H133V211H131ZM203 212H204V209H203ZM140 213V212H139ZM138 213V214H139ZM177 213H178V211H177ZM150 214V213H149ZM175 214H176V212H175ZM205 214H206V212H205ZM207 214H208V211H207ZM147 215V214H146ZM179 215H180V212H179ZM178 215V216H179ZM199 215V213L197 214V216ZM203 215V214H202ZM175 216H177V215H175ZM205 216V215H204ZM140 217V216H139ZM149 217V216H148ZM199 217H200V215H199ZM206 217V216H205ZM204 217V218H205ZM143 218V217H142ZM170 218H171V216H170ZM176 218H178V217H176ZM139 219H141V218H139ZM187 219V218H186ZM202 219H203V216H202ZM207 219V218H206ZM142 220H144V219H142ZM181 221H183L182 219H180ZM201 220V219H200ZM179 221V219L177 220V222ZM204 221V220H203ZM176 222V223H177ZM180 223V222H179ZM183 223H187V221L185 222H183ZM175 224V223H174ZM178 224V223H177ZM164 231V230H163ZM192 237H195V236H192ZM196 238V239H195ZM194 239L195 240H198V238L197 237H195ZM169 239V238H168ZM193 239V240H194ZM192 240V239H191ZM193 242V241H192ZM198 242H200V241H198ZM167 246V245H166ZM197 246V245H196ZM194 247V246H193ZM199 247V246H198ZM198 251V250H197ZM199 252V251H198ZM195 253V252H194ZM200 253H201V251H200ZM197 254V253H196ZM202 254V253H201ZM191 257V256H190ZM217 257V256H216ZM219 257V256H218ZM192 258H194L193 257V255H192ZM221 258V257H220ZM239 259V258H238ZM252 260V259H251ZM254 260V259H253ZM192 261H193V259H192ZM195 262H196V260H195ZM255 262V261H254ZM253 262V263H254ZM257 262V261H256ZM256 262H255V264H256ZM252 263V262H251ZM195 264V263H194Z\"/></svg>",
  "mask_w": 264,
  "mask_h": 264
}]
</instances>
